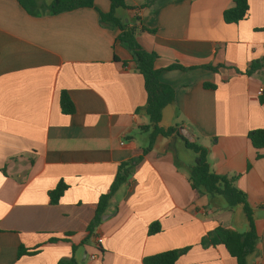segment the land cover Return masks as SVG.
<instances>
[{
	"label": "crops",
	"instance_id": "1",
	"mask_svg": "<svg viewBox=\"0 0 264 264\" xmlns=\"http://www.w3.org/2000/svg\"><path fill=\"white\" fill-rule=\"evenodd\" d=\"M126 4L132 9L118 10L120 18L156 30L136 38L158 55L157 68H191L161 74L175 89L161 125L190 132L208 149L211 169L235 177L258 235L247 263L264 264V149L248 139L264 129V72H236L264 58V0H250L248 17L238 24L223 19L233 0ZM95 5L111 9L110 0ZM97 9L34 17L17 0H0V264H59L73 257L78 264H143L186 247L177 264H237L224 246L204 248L201 241L219 226L247 231L244 211L192 189L196 155L177 136L157 139L81 245L119 165L142 155L150 138L144 78L117 41L120 31L102 25ZM207 64L219 72L202 68ZM206 83L217 88L205 89ZM62 92L74 105L70 115L62 112ZM60 182L68 189L51 205L49 192ZM155 222L162 230L150 236ZM20 247L40 248L18 258Z\"/></svg>",
	"mask_w": 264,
	"mask_h": 264
},
{
	"label": "trees",
	"instance_id": "2",
	"mask_svg": "<svg viewBox=\"0 0 264 264\" xmlns=\"http://www.w3.org/2000/svg\"><path fill=\"white\" fill-rule=\"evenodd\" d=\"M23 9L34 17L42 15H59L65 12H71L83 8H96V0H45L49 3H44L41 0H17ZM250 0H233L234 6L223 13V19L226 24H238L247 19L249 14ZM111 9L108 13H103L97 9L100 23L120 31L117 41L125 47L132 55L133 61L136 64V70L143 76L144 85L147 93V104L145 112L149 118V125L145 128L150 131L149 144L143 149L142 155L132 158L119 165L116 178L107 194L100 197L95 215L87 227V238L81 245L88 243L90 238L95 234L98 227L102 224L103 216L107 212L110 201L115 193L132 177L136 167L140 165L147 153H149L159 137L172 138L179 137L185 144L186 148L196 154V162L192 167L190 174V184L193 190L200 194L209 196L222 197L230 210L237 207H242L248 229L245 232H239L233 229L217 227L209 232L201 241L204 248L224 246L228 253L236 259L237 264H248L247 259L254 254L257 249L258 235L256 232L254 211L248 201L247 195L235 186V177H228L216 174L210 166L207 148L189 142L181 135L178 126L165 128L161 125L163 111L166 107L172 105L175 100V89L161 81L160 76L163 72L174 70H189L179 64H173L166 68H157L156 61L158 55L155 52H150L144 49L136 38L138 32H147L155 34L156 30H149L144 27H139L137 24L130 26L122 18L117 15L118 10L132 9L126 4V0H110ZM117 60V58H115ZM125 64L127 62H124ZM222 67V66H221ZM202 68L219 72V66L213 67L211 64L202 66ZM264 72V58L255 60L245 71L236 69L238 74L252 76L258 72ZM205 89L215 90L217 85L204 84ZM263 97V96H262ZM61 109L64 114L70 115L74 113V105L66 92L61 94ZM248 139L255 149H264V129L253 130L249 132ZM68 189L67 185L60 182L58 186L49 192V200L51 205H57L60 199ZM159 222L152 223L148 230V235L153 236L161 232ZM58 241L57 239L54 240ZM39 248L27 250L20 247L18 258L25 255H36ZM191 247L183 249H175L165 251L153 256L144 258L143 264H177L181 256L185 255ZM75 252L76 247H73ZM59 264H78L73 257L70 260H61Z\"/></svg>",
	"mask_w": 264,
	"mask_h": 264
},
{
	"label": "water",
	"instance_id": "3",
	"mask_svg": "<svg viewBox=\"0 0 264 264\" xmlns=\"http://www.w3.org/2000/svg\"><path fill=\"white\" fill-rule=\"evenodd\" d=\"M181 135H182L183 137H185L189 142L194 143V139L192 138L190 132H188V131L182 129V130H181Z\"/></svg>",
	"mask_w": 264,
	"mask_h": 264
},
{
	"label": "built area",
	"instance_id": "4",
	"mask_svg": "<svg viewBox=\"0 0 264 264\" xmlns=\"http://www.w3.org/2000/svg\"><path fill=\"white\" fill-rule=\"evenodd\" d=\"M259 94L264 96V88L260 89ZM98 244H102L103 240L101 238L97 239Z\"/></svg>",
	"mask_w": 264,
	"mask_h": 264
},
{
	"label": "rangeland",
	"instance_id": "5",
	"mask_svg": "<svg viewBox=\"0 0 264 264\" xmlns=\"http://www.w3.org/2000/svg\"><path fill=\"white\" fill-rule=\"evenodd\" d=\"M42 2H44V3H49L48 1H45V0H41ZM100 10V9H99ZM104 13V12H103ZM199 143H201V142H198L197 144H199ZM145 145V144H144ZM200 145V144H199ZM193 154H195L193 151H191ZM196 155V154H195Z\"/></svg>",
	"mask_w": 264,
	"mask_h": 264
}]
</instances>
